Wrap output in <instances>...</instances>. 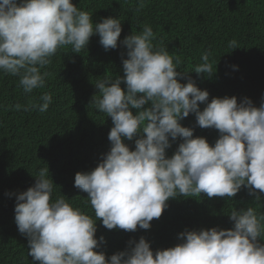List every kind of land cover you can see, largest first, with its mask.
I'll use <instances>...</instances> for the list:
<instances>
[{"label": "clouds", "instance_id": "1", "mask_svg": "<svg viewBox=\"0 0 264 264\" xmlns=\"http://www.w3.org/2000/svg\"><path fill=\"white\" fill-rule=\"evenodd\" d=\"M121 32L120 19L93 23L92 15L72 0H0V72L18 76L19 86L31 93L45 86L47 73L41 69L60 49L71 46L79 54L93 35L105 51L116 49ZM154 39L149 25L126 36L120 41L128 57L123 77L105 76L95 83L99 95L92 103L112 120L111 147L93 170L74 178V186L87 193L94 218L64 195L52 198L55 184L48 167L39 170L32 187L16 194L14 220L28 240L32 264H264V214L254 207L227 214L234 222L231 229H185L180 243L155 253L143 237L108 258L95 250L104 242L95 237L96 220L109 230L134 232L138 226L149 229L170 198L201 193L233 198L243 186L259 202L258 193H264V102L256 107L249 98L238 103L235 96L209 102L208 91L191 78L180 83L188 72H178L179 58L174 62ZM228 46L237 48V41ZM210 56L202 53L195 73L214 75ZM40 100L24 111L46 112L52 95L44 93ZM200 104L206 105L202 111ZM190 113L197 126L219 131L214 146L180 124ZM138 134L130 150L124 141ZM178 137L183 142L168 157L170 138Z\"/></svg>", "mask_w": 264, "mask_h": 264}, {"label": "trees", "instance_id": "2", "mask_svg": "<svg viewBox=\"0 0 264 264\" xmlns=\"http://www.w3.org/2000/svg\"><path fill=\"white\" fill-rule=\"evenodd\" d=\"M72 3L92 15L93 23L104 18L122 22L118 47L105 51L99 36L93 35L79 53L71 46L58 51L44 69L45 86L25 93L19 86V77L0 72V264H32L28 256V240L18 231L14 220L16 194L35 184L41 168L48 167L49 179L54 182L53 199L64 195L73 207L93 216L87 203V193L74 186L78 172L93 170L111 147L108 139L113 127L110 117L99 112L92 103L99 95L95 86L105 76L123 77V60L127 50L120 44L126 36L138 34L145 25L152 27L153 43L165 47L174 62L178 57V72H188L180 83L191 78L200 90H207L208 101L213 98H231L237 102L249 98L259 107L264 102V0H72ZM237 41V48L229 42ZM211 53L214 75L197 74L196 66L203 63L202 53ZM123 54V55H122ZM235 66V67H234ZM122 89L126 85L122 82ZM44 93L52 95L48 110L24 111L30 104H41ZM21 105L17 110L16 105ZM205 104H200L202 111ZM147 107V105H146ZM135 114L136 110H132ZM194 129L193 136L206 138L214 146L219 131L201 128L195 114L179 121ZM125 140L130 150L135 139ZM182 138L171 141L166 155L171 157ZM258 192V190H257ZM12 194V195H9ZM259 202L249 195L246 187L233 198L212 197L201 193L196 197L170 198L160 218L150 222L149 229L139 226L134 232L107 229L96 220L95 237L104 242L95 249L106 258L130 250L143 237L151 249L164 250L180 243L179 233L185 229L200 230L217 227L231 229L232 210L256 208L264 214V193ZM264 244V239H260ZM39 264V262H35Z\"/></svg>", "mask_w": 264, "mask_h": 264}]
</instances>
